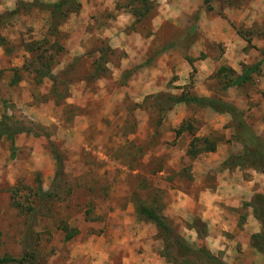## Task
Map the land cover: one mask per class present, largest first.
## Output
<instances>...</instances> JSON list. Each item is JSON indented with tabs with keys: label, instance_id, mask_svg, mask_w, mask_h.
<instances>
[{
	"label": "rangeland",
	"instance_id": "1",
	"mask_svg": "<svg viewBox=\"0 0 264 264\" xmlns=\"http://www.w3.org/2000/svg\"><path fill=\"white\" fill-rule=\"evenodd\" d=\"M61 1L0 0V258L30 246L40 264H264V171L228 163L243 152L231 117L154 102H227L264 142V0H69L56 19ZM207 137L217 151L193 156ZM39 185L51 199L29 236L18 207ZM138 201L218 262L168 250Z\"/></svg>",
	"mask_w": 264,
	"mask_h": 264
},
{
	"label": "trees",
	"instance_id": "2",
	"mask_svg": "<svg viewBox=\"0 0 264 264\" xmlns=\"http://www.w3.org/2000/svg\"><path fill=\"white\" fill-rule=\"evenodd\" d=\"M141 1V0H137ZM145 5L147 2L143 0ZM69 0H62L58 4L49 6L52 17L58 19L56 17L59 13H63L62 11L66 7ZM251 43L250 40H248ZM28 50L30 52H34V47H29ZM260 65H257L254 68L246 69L243 75L236 76V72L233 69L222 67L218 71V76L228 77V76H236L235 79L230 83L231 87H240L246 83H248L251 79V75L254 71H256ZM155 105H158L159 110L163 113L167 111L173 110L175 107L179 105H195L198 108L210 109L218 114L229 115L232 119L233 125L235 126L236 131V139L243 145V152L240 156H231L229 158L228 163L231 165L232 163L241 166H252L260 170L261 168L264 171V142L254 133L251 126L245 122L243 119V113L239 111L236 107L231 104L217 100L214 98H206L199 97L190 92L184 93L181 96H171L168 94H159L154 98ZM184 129H180L178 131V135L183 133ZM4 137L3 133L0 132V141ZM10 139L13 140L14 134L9 136ZM197 139L196 142H198ZM203 145V149L200 151H196V144L193 150L191 151L192 155H199L200 153H214L217 151V142L213 141L211 138L207 137L199 141ZM194 146V144H193ZM55 158L58 167H62L61 157L58 152L55 153ZM260 164H263V167H260ZM38 203H32L31 207L28 209H24V207H18L21 209L27 216L29 221L28 234L32 236L34 234V228L37 225V216L40 214V210L42 206H47V202L51 199V195L45 192L41 185L38 188ZM136 216L139 221H145L153 224L157 230L164 237V241L166 244V248L168 250L171 247H176L180 250L181 253L189 254V253H197L202 254L208 261L213 263L218 262L217 259L205 248H202L200 251H195L191 247H189L186 242L181 238L179 234L175 232L173 227L168 223L166 218L160 213V211L156 208L147 206L145 203L138 201L136 203ZM201 220L194 221V227L200 224ZM61 230L65 234V241H71L79 235V230L77 228H70L67 225H62ZM37 251L31 250L29 246V250H25L23 257L14 258L5 256L0 258V264H40L37 258ZM42 264V263H41Z\"/></svg>",
	"mask_w": 264,
	"mask_h": 264
},
{
	"label": "crops",
	"instance_id": "3",
	"mask_svg": "<svg viewBox=\"0 0 264 264\" xmlns=\"http://www.w3.org/2000/svg\"><path fill=\"white\" fill-rule=\"evenodd\" d=\"M29 2H33L34 0H28ZM42 1V0H41ZM53 2H55V1H53ZM3 10V9H2ZM5 10V9H4ZM256 127H259L260 129H261V134H263L264 133V126H262V123H259V125H257Z\"/></svg>",
	"mask_w": 264,
	"mask_h": 264
}]
</instances>
